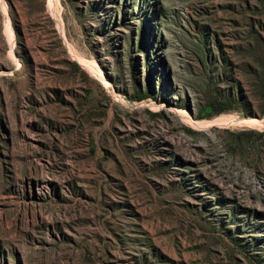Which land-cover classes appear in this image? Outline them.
<instances>
[{
  "label": "rangeland",
  "instance_id": "374dc122",
  "mask_svg": "<svg viewBox=\"0 0 264 264\" xmlns=\"http://www.w3.org/2000/svg\"><path fill=\"white\" fill-rule=\"evenodd\" d=\"M226 117L264 121V0H0V264H264Z\"/></svg>",
  "mask_w": 264,
  "mask_h": 264
},
{
  "label": "bare ground",
  "instance_id": "6f19581e",
  "mask_svg": "<svg viewBox=\"0 0 264 264\" xmlns=\"http://www.w3.org/2000/svg\"><path fill=\"white\" fill-rule=\"evenodd\" d=\"M55 1H57V0H50V5H54V2ZM11 28H10V25L8 24V37H9V40H10V43H13L14 41H13V37H12V31L10 30ZM12 33V34H11ZM190 120V119H189ZM216 121H213V122H199V123H195V122H193L192 120H190L191 121V123H195L194 124V126L196 125V126H199V127H206V128H208V127H212V126H214V125H228V124H231V123H240V124H242V123H248V124H250V125H253V126H258V127H260V126H262V125H264V121H259V120H255V119H252V120H248L247 122L244 120V121H242V120H238V119H234V118H231V117H226V118H221V119H215Z\"/></svg>",
  "mask_w": 264,
  "mask_h": 264
}]
</instances>
